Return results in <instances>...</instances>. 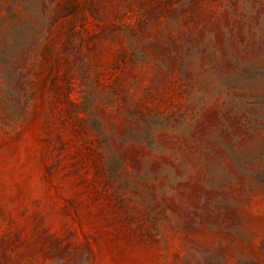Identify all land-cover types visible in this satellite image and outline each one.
Wrapping results in <instances>:
<instances>
[{"label": "rangeland", "instance_id": "obj_1", "mask_svg": "<svg viewBox=\"0 0 264 264\" xmlns=\"http://www.w3.org/2000/svg\"><path fill=\"white\" fill-rule=\"evenodd\" d=\"M0 264H264V0H0Z\"/></svg>", "mask_w": 264, "mask_h": 264}]
</instances>
